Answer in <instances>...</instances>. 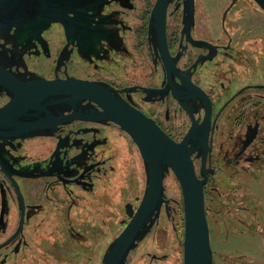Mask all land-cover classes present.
<instances>
[{"label": "flooded vegetation", "instance_id": "obj_1", "mask_svg": "<svg viewBox=\"0 0 264 264\" xmlns=\"http://www.w3.org/2000/svg\"><path fill=\"white\" fill-rule=\"evenodd\" d=\"M156 2L46 0L53 18L27 19L19 9L29 3L15 0L7 13L21 17L0 22V64L23 81L101 83L175 142L194 129L213 264H264V0H166L162 42ZM11 97L0 86V107ZM61 109L66 118L52 128L0 137V244L9 240L0 264H101L93 237L106 199L126 193V214L142 198L145 167L131 135L110 119L82 118L103 111L94 101ZM169 175L178 198L166 193ZM163 186L166 202L126 263L162 218L182 246V192L170 168ZM146 252L151 264L167 258Z\"/></svg>", "mask_w": 264, "mask_h": 264}, {"label": "water", "instance_id": "obj_2", "mask_svg": "<svg viewBox=\"0 0 264 264\" xmlns=\"http://www.w3.org/2000/svg\"><path fill=\"white\" fill-rule=\"evenodd\" d=\"M14 1L0 0V22L10 16L21 17L7 13ZM23 1L29 4L23 5L19 11L25 12L27 19L37 15L53 18L51 8L44 4L46 0H43L42 6H35L34 0ZM30 2L34 4L30 6ZM165 4L166 0H157L153 10V19L159 23L161 42ZM261 5L264 8V4ZM14 11L18 12V9ZM0 86L12 93L10 101L0 107L1 138L25 137L52 128L66 118L61 109L63 104L75 110L82 100L88 99L103 107V111L88 113L82 118L110 119L120 124L138 146L146 173L143 195L136 210L130 203L125 204L129 220L108 243L101 264H125L129 252L150 231L162 202H166L163 178L168 168L173 171L182 192L183 264H213L203 180L195 175L190 159L191 152L197 147L194 129L190 128L182 141L175 142L151 119L119 99L109 87L93 81L76 78L23 81L0 64ZM74 116L71 114L68 118ZM8 242L1 243L0 248Z\"/></svg>", "mask_w": 264, "mask_h": 264}, {"label": "rangeland", "instance_id": "obj_3", "mask_svg": "<svg viewBox=\"0 0 264 264\" xmlns=\"http://www.w3.org/2000/svg\"><path fill=\"white\" fill-rule=\"evenodd\" d=\"M127 186H130V183H128ZM166 193L170 197L178 198V185L172 175L166 178ZM130 194L132 197L135 196L134 191ZM126 198L127 200L129 199L127 194L123 193L119 200H115L116 202H111L108 198L106 199L104 229L98 234V237L96 235L93 237L94 241L99 239V241L102 242L100 247L101 257L108 243L112 240L114 235L119 232L122 224L128 219L123 211L124 199ZM181 240V233L179 231L176 232L166 218H162L155 225V228L150 234L143 240V244L130 254L126 264H151V257L146 254V251L149 253L157 252L167 254L166 259L154 262L153 264H182ZM257 241H259L258 248L264 250V236L257 237ZM157 248L159 250H157ZM99 260L101 261V259ZM99 260L90 264H100Z\"/></svg>", "mask_w": 264, "mask_h": 264}]
</instances>
